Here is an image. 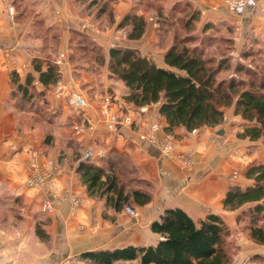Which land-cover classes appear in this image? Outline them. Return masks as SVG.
Here are the masks:
<instances>
[{"label": "crops", "instance_id": "crops-1", "mask_svg": "<svg viewBox=\"0 0 264 264\" xmlns=\"http://www.w3.org/2000/svg\"><path fill=\"white\" fill-rule=\"evenodd\" d=\"M188 1L198 10L197 34L209 33L204 30L209 22L231 26L234 59L254 39L264 43V0H247L235 10L227 9L222 0ZM88 5L77 0H0V191L21 198L18 213H10L8 224L0 223V264H97L81 256L82 252L156 243L162 236L150 224L168 207L182 208L196 222L215 213L234 227L238 208L246 203L225 206V193L234 181L250 184L245 168L264 163L262 138L237 135L245 120L234 112L233 104L223 107L219 124L167 129L168 122L159 112L160 101L139 106L127 101L123 81L108 69L109 50L135 49L166 67L165 49L157 45L156 17L139 0H116L112 3L114 20L108 23L98 19L96 10ZM132 10L147 19L143 35L135 40L127 38L128 28L118 25ZM40 18L42 28L34 23ZM45 25L59 31L51 56L59 79L48 86L39 83L33 69L34 58L45 56L41 54L43 36L38 33ZM76 32L101 49L102 63L79 55ZM12 72L21 82L31 74L36 90H46L56 126L30 125L23 119L10 95ZM56 90L64 91L59 95ZM73 90L86 97V105L75 108L69 103L67 97ZM47 130L53 136L48 144L43 141ZM167 134L172 137L169 143ZM68 140L81 145L83 156L90 151L97 163L113 153L125 154L138 175L150 182L151 200L134 205L136 211L131 214L124 208L114 209L105 196L89 193L76 171L79 158L67 146ZM35 149L42 151L33 159ZM180 153L192 161L186 162ZM36 167L50 174L43 183L29 185L27 179ZM234 169L236 175L231 174ZM65 191L73 195L61 198ZM71 196L78 200L76 204ZM44 200L50 201V210L42 209ZM37 227L43 235L37 233ZM130 261L140 264L138 259H118L113 264Z\"/></svg>", "mask_w": 264, "mask_h": 264}, {"label": "trees", "instance_id": "trees-1", "mask_svg": "<svg viewBox=\"0 0 264 264\" xmlns=\"http://www.w3.org/2000/svg\"><path fill=\"white\" fill-rule=\"evenodd\" d=\"M116 0H77L87 2L96 10L98 19L108 23L114 20L112 3ZM143 9L152 11L156 17L157 45L165 49L163 60L166 67L142 56L137 50L113 47L108 54V69L127 88L125 98L135 106L160 101L159 112L166 118L168 128L183 125L193 129L202 125H216L223 120V107L232 105L234 112L245 121L237 135L250 139L262 138L264 142V43L253 40L251 45L240 49L236 59L230 36L231 26L226 22L207 23L204 30L196 33L199 21L198 10L188 0H139ZM173 1V2H172ZM171 2L170 8L167 4ZM184 13V17H179ZM183 18L185 20H183ZM39 27L43 19H36ZM182 24V25H181ZM119 27L128 28V39H139L147 26L144 15L135 11L126 13ZM42 28V27H41ZM183 31L184 33L180 32ZM41 54L33 61L38 81L43 86L54 84L59 79V69L52 61L58 44L56 27H43ZM78 53L100 63L104 54L100 48L76 32ZM232 72L229 77L224 73ZM12 90L16 106L23 119L30 125L47 123L57 125L55 113L49 110L46 90H36L33 77L28 74L21 82L16 72L11 73ZM47 130L44 143L52 140ZM75 156L81 181L91 194L105 196L106 203L120 210L125 205L142 206L152 198L150 182L141 178L125 154L113 153L100 163L83 156L81 145L68 140ZM250 184L232 183L224 196L225 206L240 210L237 219L247 217L250 237L264 242V163H253L244 170ZM21 198L8 191H0V223L8 213H18ZM261 223V224H257ZM153 231L162 236L154 244L86 250L81 256L97 264H113L118 259H138L140 264H229L230 257L224 245L230 233L222 217L215 213L195 221L180 207H168L158 219L151 222ZM38 234L43 235L39 227ZM253 264H264V254L255 256ZM249 264V263H245Z\"/></svg>", "mask_w": 264, "mask_h": 264}, {"label": "rangeland", "instance_id": "rangeland-1", "mask_svg": "<svg viewBox=\"0 0 264 264\" xmlns=\"http://www.w3.org/2000/svg\"><path fill=\"white\" fill-rule=\"evenodd\" d=\"M170 6H171V2L167 4V8H170ZM179 15H180L179 17L184 16V13H181ZM185 16H186V14H185ZM186 17H188V16H186ZM183 20H185V19L183 18ZM180 32L184 33L183 31H180ZM88 157H90V156H88ZM38 170L42 171V168H38ZM38 170L33 169L31 173L38 174L39 173ZM43 171L50 174V172L48 170L44 169ZM233 171H232V173H233ZM233 183H237V182L234 181ZM247 207H248V204L246 203L242 207L238 208L239 209L238 214H239L240 210H242V209L245 210V209H247ZM11 214L10 213L7 214V216L1 222V225H3L5 223L4 221H6V222L8 221V218H10L9 216ZM247 221H248L247 217L240 218L239 220L236 217V223H235L234 227H230L228 225L230 233L226 235L224 245H226V250L228 251V254L230 257L229 264H245V263L253 264L257 261L256 260L257 258L255 256L260 255V254H264V242L263 243L257 242L250 237L249 224ZM8 222H7V224H8ZM257 224H261V223H257ZM245 250H249V251H245ZM129 263L130 264H136V261H130Z\"/></svg>", "mask_w": 264, "mask_h": 264}, {"label": "built area", "instance_id": "built-area-1", "mask_svg": "<svg viewBox=\"0 0 264 264\" xmlns=\"http://www.w3.org/2000/svg\"><path fill=\"white\" fill-rule=\"evenodd\" d=\"M247 0H222V2L224 3V5L226 6V8H228L229 10H235L241 6H243L246 3ZM64 90H56L57 94H62ZM67 100L69 101V103L74 106L75 108H81L84 105H86L87 100L86 97L84 95H82L79 91L73 90L70 91L67 97ZM109 100L108 97H106L105 99V103H107ZM144 109V108H142ZM129 119V117H126V120ZM171 135L167 134L166 135V141L167 143H169V141L171 140ZM40 151H42L41 149H35L34 151H32V158L35 159L38 154L40 153ZM164 151L167 153L169 151V147L168 145L164 146ZM84 156H90V151H86ZM179 156L184 159L186 162H191L192 158L189 155L180 153ZM34 170H38L37 168H34ZM39 171V170H38ZM232 175H236V171L234 170ZM49 176V173L45 172V171H39L38 174L35 173H31L29 174V177L27 179V183L29 185H39L41 183H43ZM63 196H61V198H68L69 195H73L70 194L68 191H65L64 193H62ZM71 199L73 201V204L77 203V199L74 196H71ZM42 209L43 210H50L51 209V204L50 201L48 200H44L42 203ZM124 209L131 213L134 214L135 213V208L131 205H125Z\"/></svg>", "mask_w": 264, "mask_h": 264}]
</instances>
